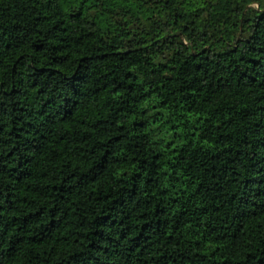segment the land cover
<instances>
[{"label": "trees", "instance_id": "obj_1", "mask_svg": "<svg viewBox=\"0 0 264 264\" xmlns=\"http://www.w3.org/2000/svg\"><path fill=\"white\" fill-rule=\"evenodd\" d=\"M0 0V264H264V0Z\"/></svg>", "mask_w": 264, "mask_h": 264}, {"label": "rangeland", "instance_id": "obj_2", "mask_svg": "<svg viewBox=\"0 0 264 264\" xmlns=\"http://www.w3.org/2000/svg\"><path fill=\"white\" fill-rule=\"evenodd\" d=\"M230 0H221L217 5V11L225 7Z\"/></svg>", "mask_w": 264, "mask_h": 264}]
</instances>
